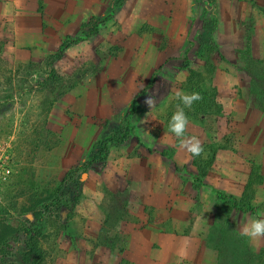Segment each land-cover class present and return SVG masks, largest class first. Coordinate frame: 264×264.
Here are the masks:
<instances>
[{
  "label": "rangeland",
  "instance_id": "rangeland-1",
  "mask_svg": "<svg viewBox=\"0 0 264 264\" xmlns=\"http://www.w3.org/2000/svg\"><path fill=\"white\" fill-rule=\"evenodd\" d=\"M54 1L0 0L18 6L0 18V165L11 171L0 182V264H99L98 246L124 248L128 204L142 189L166 201L188 194L197 170L168 130L183 107L176 91L228 89L217 91L222 114L204 120L216 141L234 136L228 151L238 159L220 153L212 176L256 170L264 180V0H191L163 29L140 24L138 9L123 10L127 0H98L94 12L64 0V13ZM189 70L202 79L189 83ZM184 111L185 138L202 145L203 116ZM215 196L222 216L206 243L220 264H264V247L258 259L236 231L249 213L264 219L257 189L245 212L232 195ZM154 210L146 207L149 223Z\"/></svg>",
  "mask_w": 264,
  "mask_h": 264
},
{
  "label": "crops",
  "instance_id": "crops-1",
  "mask_svg": "<svg viewBox=\"0 0 264 264\" xmlns=\"http://www.w3.org/2000/svg\"><path fill=\"white\" fill-rule=\"evenodd\" d=\"M51 1L55 2L54 0ZM97 1L81 0L80 5L81 7L91 5L93 7L91 10L94 12L95 8L92 5ZM133 1L137 0H127L122 6L123 10L132 14L135 7L138 9L137 14L141 13L140 24L147 23L149 26L162 29L167 25L171 14L190 12L193 8L191 0H140V4H134ZM56 3L63 4L61 13H64V0L56 1ZM16 7L18 6H12L9 2H0V18L15 12ZM87 8L85 7L83 10ZM19 18L22 19L23 17L19 16ZM257 52V59L264 63V53ZM220 76L222 73L218 74V77ZM217 91L219 93L227 92L228 89L222 85L218 87ZM220 153L227 154L223 157H229L230 160L238 159L237 154L233 151L222 150L217 154L215 163L221 157ZM217 173L218 168L215 166L214 171L202 180L200 188L197 187L199 184L194 180L191 181L186 186L185 191L189 195L192 193L193 197H189L187 193H181L184 199L181 195L179 199L176 196L172 197V200L167 198L171 203L166 201L165 196L167 195L164 191L159 190L157 197L151 198L142 189L139 197L141 199L137 201H134L136 198L131 199L128 204V214L131 219L125 227L124 248L119 250L116 246L112 248L98 246L99 249L96 251L97 253L101 252L99 264H220L222 259L219 250L206 243L213 231L214 222L220 220L222 216L210 206L211 202H213V206L217 205L218 199L215 196L217 191L225 192L235 199L241 200L251 177V172H247L245 176H240V173L230 171L224 174V176L228 175L227 178L222 174L220 175L221 178L212 176ZM255 173L258 175V171ZM259 175L262 178L260 172ZM262 188H264L263 179H261V183L256 184L255 194L257 189L264 202ZM205 191L210 194L209 199L204 195ZM198 204L200 210L195 211L194 208ZM147 206L153 207L154 211L158 212L154 214L158 215L155 221L150 223V217L145 212ZM260 214L249 213V222L247 223L253 219H262L259 217ZM244 225L236 230L237 233L241 234ZM247 246L259 259L264 247V237L248 240Z\"/></svg>",
  "mask_w": 264,
  "mask_h": 264
},
{
  "label": "trees",
  "instance_id": "trees-1",
  "mask_svg": "<svg viewBox=\"0 0 264 264\" xmlns=\"http://www.w3.org/2000/svg\"><path fill=\"white\" fill-rule=\"evenodd\" d=\"M106 22V20H101L99 22V24H104ZM97 29V28H96ZM96 31V30H95ZM95 35V34H93ZM67 45L64 43L60 46V50H59V57L62 56L63 53V49L66 47ZM189 83L192 84V82L195 81V79H198V81L200 79H202V76L195 72L194 70H189ZM211 80H213V78L211 77ZM191 90H196L193 86H190ZM199 91L198 93L200 94V96L202 97L201 100L197 101L196 103H193L192 107L189 109L188 108V114H190V111H195L196 116L200 115L203 116V118L201 119V123L204 127L205 133L207 134V137L204 139V142L202 144L204 152L202 153L201 156L198 157H194L192 156L193 159V165L197 170V175L195 177V182L197 184H200L202 182L203 179H205L207 176H209L213 171H214V165H215V161H216V156L217 153L219 151L222 150H231L233 148V143H234V136H227L223 139V141H216L212 136H208V128L206 125V120H204L206 117H209L212 115V113H216L217 115H221L222 114V105L218 103L217 101V89L214 88H210L209 90L205 91L203 88L196 90ZM127 132L125 134V138L127 139ZM104 158H94V161H101ZM254 172H256V170H254ZM252 172L251 177L249 179V182L247 184V187L245 189L243 198L241 200H237L235 199L233 196L229 197V201L231 202V205L233 207L234 210L238 211V212H245L246 208H249L251 206V203L249 200H247V193L248 192H252V194L254 193V188L256 186V184L261 183V178L256 174ZM38 259L41 260L42 259V253L39 252L38 254Z\"/></svg>",
  "mask_w": 264,
  "mask_h": 264
},
{
  "label": "clouds",
  "instance_id": "clouds-1",
  "mask_svg": "<svg viewBox=\"0 0 264 264\" xmlns=\"http://www.w3.org/2000/svg\"><path fill=\"white\" fill-rule=\"evenodd\" d=\"M181 76H177V80L180 81ZM174 98L179 100L183 107L177 108L172 114L168 122V130L179 139V147L186 149L192 156H201L204 152L203 146L200 140L196 136L185 138L186 127L189 123V118L185 114L184 108H191L193 103L202 99L198 92H192L191 94L183 91H176ZM148 105L152 104L151 99L146 98ZM82 180L87 179L86 175L81 177ZM241 235L249 240H255L260 237H264V219H253L250 223L244 225Z\"/></svg>",
  "mask_w": 264,
  "mask_h": 264
},
{
  "label": "built area",
  "instance_id": "built-area-1",
  "mask_svg": "<svg viewBox=\"0 0 264 264\" xmlns=\"http://www.w3.org/2000/svg\"><path fill=\"white\" fill-rule=\"evenodd\" d=\"M7 163H3V165H0V182L6 181V179L9 177L11 171L8 168Z\"/></svg>",
  "mask_w": 264,
  "mask_h": 264
}]
</instances>
